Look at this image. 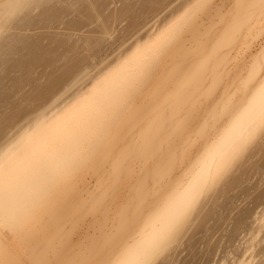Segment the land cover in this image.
Returning <instances> with one entry per match:
<instances>
[{
    "label": "rangeland",
    "instance_id": "374dc122",
    "mask_svg": "<svg viewBox=\"0 0 264 264\" xmlns=\"http://www.w3.org/2000/svg\"><path fill=\"white\" fill-rule=\"evenodd\" d=\"M2 2L4 0H0ZM196 2L25 0L22 6L17 5L18 9L16 6L17 10L11 16L5 12L6 20L0 24H4V27L0 26V145L12 138L10 132L16 134V130H20V124L26 122L21 126L24 128L29 124L28 120L40 115L42 108L51 112L52 106L57 111L69 106L74 101V93L75 97L84 93L93 81L102 77H99L100 73L113 66L135 45L146 44L149 37L159 33L161 26L172 23ZM215 23L210 21L209 25H201V30ZM223 27L221 24L213 30L208 38L209 47L220 36ZM243 42L240 37L234 48L216 53L218 58L230 53L224 64L237 75L243 73L244 61L250 63L259 49L257 41L254 50L242 52L240 45ZM175 43L180 50L174 55L163 56L162 66H157V71L153 72V81L150 80L135 102L148 93L157 78L162 83L178 75V61L187 45L183 40ZM172 62L174 67L171 68ZM165 65L168 69L163 73ZM74 77L81 81L73 83L77 80ZM72 83L77 86H70ZM69 87L71 90L67 89ZM64 90L65 93L70 91L65 94ZM62 93L64 96H60ZM251 94H238L223 114L212 104L201 109L197 103L193 109L197 112L194 117L189 106H182L181 100L178 102L175 91L160 92L155 95L156 101L163 106L149 111L151 123L144 125L138 121L141 118L139 109L131 110L133 116L123 128L111 133L108 144L98 148V156L90 157V161L81 165L68 184L67 197H75L73 206L68 205L73 213L67 215V209L60 210L59 220L51 226L46 223L47 227L62 229L60 236L69 237L74 245L89 247L106 236L116 221L130 214L126 206L130 199H135L136 211L131 223L120 230L118 243L111 246L112 255L116 257L128 236L158 214L176 188L193 176L215 134L222 132ZM56 98L58 101L53 102ZM146 125H152L150 131L157 132L158 139L149 147H142L138 138L141 130L146 132L147 127L143 128ZM255 129L207 178L195 202L165 236L163 248H158L159 253L151 257L148 264H261L264 259V123L258 122ZM106 152H110L109 164L119 158L124 173L119 181L110 179L105 170H97V162ZM155 167L160 170V178L147 177L153 185L152 192L147 196L138 193L137 187L145 173ZM49 217L48 224L52 220ZM42 222L46 227L47 220ZM4 232L9 235L6 229ZM29 249L26 245L24 256L27 258Z\"/></svg>",
    "mask_w": 264,
    "mask_h": 264
},
{
    "label": "bare ground",
    "instance_id": "6f19581e",
    "mask_svg": "<svg viewBox=\"0 0 264 264\" xmlns=\"http://www.w3.org/2000/svg\"><path fill=\"white\" fill-rule=\"evenodd\" d=\"M24 1L4 0V3H0V24L6 20L5 12H9L7 15L11 16V13L18 9L17 5L22 6L21 3ZM194 10L195 8L192 6L169 25L161 26L159 33L153 38L149 37L146 44L135 45L113 66H107V70L99 74V77H102H97L99 79L93 81L84 93L80 92L77 97L74 93V101L69 106L57 111L51 105V112L47 108L43 111L42 108L41 114L39 111L40 115L36 114L37 117H34V120H32L33 118L28 120L29 124L27 123L26 127L22 128V123L20 130H16V134L9 133L11 136L13 135L12 138L9 135L8 137L11 139L5 141V144L2 142L3 146L0 145V169L7 166L11 173V189L8 198L0 200V245L6 243L5 241L9 237L15 238L16 234L27 235V246L30 248L28 258H33L39 257L50 243L60 236L62 229L52 230V227H47V225H55L62 209L68 210L65 211L67 215H70L71 211L73 213L71 206L68 207V205L73 204L75 197H67L68 184L80 166L98 156V148L108 144L111 133L122 129L137 108L141 117L138 119L139 124L144 125L151 123L148 112L154 108L159 110L163 106L158 104L159 101H156L157 96H155L162 84L160 78H157L155 83L152 82L148 93L141 96L139 101L135 102L134 99L141 94L151 79L153 81V72L162 66L160 62L163 56L174 55L180 50V46L174 42L164 50L162 55L150 61L152 76L147 82H143L140 78V67L151 56L148 46L169 26L179 27L186 15L190 12L193 13ZM2 26L4 27V24ZM259 52L260 48L255 54ZM115 65L118 66L113 68ZM178 66H180V71H183L188 65L184 63L181 66L179 60ZM155 67L157 68L155 69ZM172 67H174L173 62ZM162 69L164 73L168 69V65L163 66ZM79 80L80 78L75 81L73 79L72 82L77 84ZM73 83L70 86H77ZM67 89L71 90L70 87ZM69 91L66 90L65 93L64 90L63 93L67 94ZM171 91H175V88L169 84L164 92ZM63 93L60 96H64ZM177 97L178 102L182 101V97ZM55 100L58 101V98L52 101L56 102ZM133 109L134 111H131ZM46 110L47 112H45ZM60 111L62 112L55 116ZM262 119L264 118H262L261 112V97L258 93L255 96L251 94L247 103L240 107V110L232 117L222 132L218 135L215 134L214 140L209 145L193 176L176 188L158 214H155L149 221L146 220L139 230L128 236L127 243L115 258L123 260L125 264H144L156 253H159L158 248L161 250V247L164 246L163 239L195 202L207 178L211 177L218 167L225 163L227 158L233 154L234 149L242 146L244 138L256 130V124ZM151 126L147 127L146 125L143 127H147L146 132L141 130L139 133L138 139L143 143L142 147H149L155 139H158V133L153 132V129L150 131ZM130 139L133 140L134 136ZM137 145L139 144H135V146ZM64 197L67 201L66 205L63 204ZM47 215H51L52 219L49 224ZM44 219L47 220L46 227L43 226ZM5 229L9 235L5 234ZM39 233L40 237L38 238ZM40 244L43 246L41 247Z\"/></svg>",
    "mask_w": 264,
    "mask_h": 264
},
{
    "label": "snow or ice",
    "instance_id": "6c2138e0",
    "mask_svg": "<svg viewBox=\"0 0 264 264\" xmlns=\"http://www.w3.org/2000/svg\"><path fill=\"white\" fill-rule=\"evenodd\" d=\"M194 7L195 12L187 16L182 25L169 26L148 46L151 56L141 65L140 78L147 82L152 76L150 61L162 55L169 45L183 40L187 48L181 57V66L184 63L188 66L171 81L162 82L155 95L164 92L171 83L175 94L183 98L182 106H189L190 113L195 117L197 112L193 109L197 103L201 109L212 104L218 113L223 114L238 94L252 93L255 96L258 93L264 118V0H197ZM210 21L216 23L201 30V25H209ZM221 24L224 27L220 36L209 47V36ZM240 37L244 41L240 45L242 52L254 50L257 41L260 52L250 63L245 60L243 73L237 75L224 64L230 53L226 52L224 58H218L216 53L234 48ZM109 157L110 152H106L99 158L97 170H105L110 179L119 181L124 175L119 158L109 164ZM147 177L160 178L159 168L146 172L145 178L140 181L137 192L144 196L149 195L153 187ZM10 189L11 173L5 166L0 169V200H7ZM126 207L130 214L116 221L115 227L106 236L89 247L74 245L69 237L59 236L39 257L27 258L24 250L28 236L16 234L15 238L9 237L7 243L0 245V264H125L112 255L111 246L118 243L120 230L131 223L136 211L135 199H130ZM261 264H264V259Z\"/></svg>",
    "mask_w": 264,
    "mask_h": 264
}]
</instances>
